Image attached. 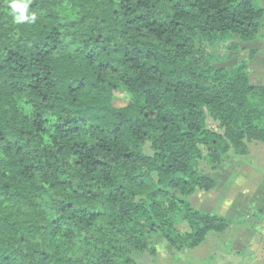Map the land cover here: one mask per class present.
<instances>
[{"label": "trees", "instance_id": "16d2710c", "mask_svg": "<svg viewBox=\"0 0 264 264\" xmlns=\"http://www.w3.org/2000/svg\"><path fill=\"white\" fill-rule=\"evenodd\" d=\"M23 2L34 24L0 0V264H155L157 236L184 252L223 233L231 222L191 197L217 189L207 163L264 144V86L247 62L219 68L216 49L261 39L264 9ZM121 88L132 100L120 108Z\"/></svg>", "mask_w": 264, "mask_h": 264}, {"label": "rangeland", "instance_id": "374dc122", "mask_svg": "<svg viewBox=\"0 0 264 264\" xmlns=\"http://www.w3.org/2000/svg\"><path fill=\"white\" fill-rule=\"evenodd\" d=\"M256 45L257 50L240 42V49L232 51L230 43L220 44L216 49L217 66L232 70L248 61L252 84L264 86V36ZM251 49L256 50L253 60L249 58ZM131 100L126 88L114 94L117 107H126ZM249 147L244 157L231 155L225 164L215 168L207 163L203 170L217 181V189L197 191L191 197L195 208L212 220L222 217L231 222L226 230L210 232L196 249L184 252L170 249L168 242L157 236L155 264H264V144L253 142ZM177 227L182 234L191 232L187 222ZM148 260L144 264L152 262Z\"/></svg>", "mask_w": 264, "mask_h": 264}, {"label": "clouds", "instance_id": "9594fccd", "mask_svg": "<svg viewBox=\"0 0 264 264\" xmlns=\"http://www.w3.org/2000/svg\"><path fill=\"white\" fill-rule=\"evenodd\" d=\"M7 8L10 10V15L13 18V22L16 24L27 22L34 24L37 20L36 13L28 12V4L23 0H7Z\"/></svg>", "mask_w": 264, "mask_h": 264}, {"label": "crops", "instance_id": "0c3cea01", "mask_svg": "<svg viewBox=\"0 0 264 264\" xmlns=\"http://www.w3.org/2000/svg\"><path fill=\"white\" fill-rule=\"evenodd\" d=\"M254 3L255 4H257L258 6H260V7H262L263 9H264V4H263V1L262 0H254ZM260 40V39H259ZM259 40H257V41H259ZM257 41H254V42H251V43H248V44H246L248 47H249V45L251 46V47H255L256 48V50H257V46L258 45H256V42ZM244 49H245V47H244ZM256 50H254V49H251V52H255L256 53ZM251 55V54H250ZM249 55V56H250ZM250 58V57H249ZM253 59H255V55H254V58H250V60H253ZM248 62V61H247ZM248 67H249V65H248ZM170 246V245H169ZM170 249H172V250H174L171 246H170ZM175 251V250H174Z\"/></svg>", "mask_w": 264, "mask_h": 264}]
</instances>
